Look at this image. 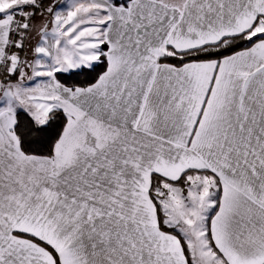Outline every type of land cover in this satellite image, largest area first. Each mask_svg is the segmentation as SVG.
Wrapping results in <instances>:
<instances>
[{
    "label": "snow or ice",
    "instance_id": "snow-or-ice-1",
    "mask_svg": "<svg viewBox=\"0 0 264 264\" xmlns=\"http://www.w3.org/2000/svg\"><path fill=\"white\" fill-rule=\"evenodd\" d=\"M0 264H264V0H0Z\"/></svg>",
    "mask_w": 264,
    "mask_h": 264
}]
</instances>
